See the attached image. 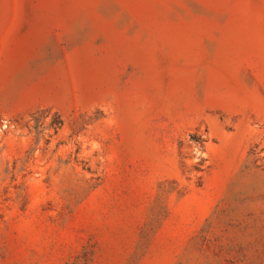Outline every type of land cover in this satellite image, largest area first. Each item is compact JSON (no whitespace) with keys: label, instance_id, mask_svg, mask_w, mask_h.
Returning <instances> with one entry per match:
<instances>
[{"label":"rangeland","instance_id":"1","mask_svg":"<svg viewBox=\"0 0 264 264\" xmlns=\"http://www.w3.org/2000/svg\"><path fill=\"white\" fill-rule=\"evenodd\" d=\"M0 264H264V0H0Z\"/></svg>","mask_w":264,"mask_h":264}]
</instances>
